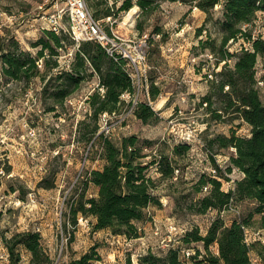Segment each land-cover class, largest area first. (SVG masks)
<instances>
[{
    "label": "rangeland",
    "instance_id": "obj_1",
    "mask_svg": "<svg viewBox=\"0 0 264 264\" xmlns=\"http://www.w3.org/2000/svg\"><path fill=\"white\" fill-rule=\"evenodd\" d=\"M123 1L87 0L88 7L110 35L130 41L132 46L126 48L134 55L137 53L133 47L144 43L146 53V61L139 64L140 94L138 91L125 94L118 114L101 115L98 135L107 136L115 144L135 135L147 155L143 159L145 164L155 156L157 161H167L175 168L171 178L160 173L158 163L147 171L155 181V195L161 205L146 209L145 219L135 223L138 228L135 238L115 235L108 229L95 230V220L82 215H78L74 225L70 205L82 195L97 196V187L89 183L90 172L105 165L101 140L87 141L93 126L87 100L96 90L104 92L98 88V78L85 82L52 111L53 101L43 95L44 81L39 77L27 84L2 78L0 72V262L8 261L3 237L36 230L42 236L41 243L52 259L51 264H75L85 255L93 258L89 264H140L139 259L147 254L163 256L170 249L179 251L183 264H208L202 245L187 246L182 237L194 228L205 235L213 221L220 219L225 225L233 221L244 225L252 264H264V210L258 209L255 202H232L224 210L210 209L205 214L191 208L210 188L208 185L201 193H195L194 185L202 175L216 174L210 153H214L223 171L229 164L231 151L217 153L216 147L211 150L207 145V139L229 135L232 127L238 136L250 134L245 123L237 127L239 121L229 124L211 120L206 104L201 105L210 91L208 81L223 66L222 63L216 67L214 54L200 46V41L208 38L219 42L216 27L206 21L204 12L179 2H164L156 11L142 16L137 6L118 14ZM40 4L38 0H0V36L15 37L33 55L37 48L31 45L49 28L54 12L50 6L40 9ZM108 8L111 21L101 18ZM219 12L220 6L215 9V18ZM61 24L67 30V19H62ZM139 24L142 30L138 29ZM202 26L205 31L198 36L197 30ZM244 28L252 30L254 37L264 39V14L259 13ZM242 46L249 45L238 39L228 49L234 53ZM73 51L68 46L66 52H61L59 62L64 69L68 68ZM256 78L264 103L262 58L256 67ZM152 84L159 93L155 100L151 96ZM140 101L150 103L156 120L145 124L130 113L132 105ZM184 145L190 148L187 153L182 149L176 151ZM226 175L229 181L222 179V189L229 191L242 176L237 171ZM50 185L53 187H45ZM197 250L201 255H197ZM210 251L219 253L216 244L210 246ZM22 257L28 260L30 255L22 251Z\"/></svg>",
    "mask_w": 264,
    "mask_h": 264
},
{
    "label": "trees",
    "instance_id": "obj_2",
    "mask_svg": "<svg viewBox=\"0 0 264 264\" xmlns=\"http://www.w3.org/2000/svg\"><path fill=\"white\" fill-rule=\"evenodd\" d=\"M164 2H179L198 8L207 15L206 21L216 27L220 35L219 42L208 38L200 41V46L214 54L216 67L222 63L223 66L208 81L210 91L202 98L201 105L206 104L205 109L211 120L229 124L239 121L237 127L245 123L250 128L248 136H238L236 128L232 127L229 135L207 139L211 150L216 147L217 153L222 150L231 151L228 155L229 164L223 171L214 153H210L216 174L209 177L202 175L194 185L195 193H201L208 185L210 188L207 195L194 202L191 208L198 214H205L210 209L221 211L232 202L249 200L255 202L258 209L264 210V103L260 98L256 78L259 58L264 59V39L261 36L254 37L252 30L244 28L252 24L259 13L264 14V0H136L135 3L133 0H124L118 14L137 6L142 16L149 15ZM218 6L220 14L215 18L214 12ZM111 16L108 8L101 18ZM138 29L142 30V25L139 24ZM204 31V26L199 28L198 36L203 35ZM238 39H243L249 46L230 52L228 45ZM68 46L73 47L74 51L68 68L64 69L59 59L61 52H66ZM31 47L37 48L35 55L24 50L15 37L0 36L1 77L16 82L25 81L27 84L39 77L44 81L43 95H48L53 101L52 111L95 76L98 78V88L104 91L101 93L96 90L87 100L92 110L90 120L93 121L87 141L93 138L101 140L105 165L102 169L90 172L89 183L97 187V196L85 198L82 195L70 205L69 213L74 225L78 215H82L95 220V230L108 229L115 235L138 237L135 223L145 219L146 209L161 205L155 195V181L147 174L149 167L158 163L160 173L166 178L173 177L175 168L167 161H157L155 156L150 163L145 164L143 159L147 155L143 154L135 135L124 137L120 144L113 143L103 134L98 135L100 116L118 114L123 106L122 96L135 93L133 82L126 71L127 62L121 57L109 55L96 41L76 43L66 29L59 32L43 30ZM158 94L152 84V99L155 100ZM133 113L145 124L157 119L149 102L140 101L135 105ZM82 124L85 126L84 122ZM180 149L187 153L190 148L184 145L176 148V151ZM233 171L239 172L242 177L235 181L233 189L224 191L222 179L229 181L226 173L231 174ZM45 187L52 188L53 185ZM41 241L42 236L36 230L15 232L9 238L3 237L8 252L5 264H51L52 259ZM182 242L187 246L202 245L208 264H252L251 248L244 237V225L237 221L225 225L222 220L215 219L205 235L194 228L183 235ZM213 244L217 245L218 254L210 251ZM22 251L30 255L28 260L23 259ZM197 255H201L200 250H197ZM92 259L85 255L75 264H89ZM139 260L140 264H183L179 251L175 249H170L163 256L150 253Z\"/></svg>",
    "mask_w": 264,
    "mask_h": 264
},
{
    "label": "built area",
    "instance_id": "obj_3",
    "mask_svg": "<svg viewBox=\"0 0 264 264\" xmlns=\"http://www.w3.org/2000/svg\"><path fill=\"white\" fill-rule=\"evenodd\" d=\"M41 4L40 9L50 6L54 12L49 20V28L55 32H59L61 29H65L62 24V19H67L70 36L76 43L82 41H96L98 42L107 53L115 58L121 57L126 64V71L128 72L133 86L136 91L141 92V74L139 64L146 61V53L143 49L144 43L139 44L137 47H133L136 50L134 55L126 46H132L130 41L120 38L116 34H109L104 28L100 20H97L90 8L88 7L87 0H38ZM111 21V17H108ZM137 48L139 50L137 51ZM146 77V76H145ZM136 82L138 84H136ZM138 94V95H139ZM127 95V94H126ZM125 94L122 96L124 97ZM137 103H134L130 109V113H133L134 107ZM106 117L107 114H104Z\"/></svg>",
    "mask_w": 264,
    "mask_h": 264
}]
</instances>
